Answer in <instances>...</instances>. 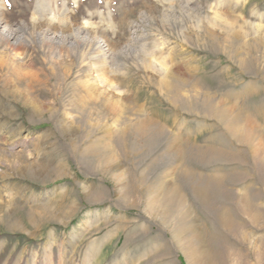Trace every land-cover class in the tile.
<instances>
[{
    "label": "rangeland",
    "instance_id": "obj_1",
    "mask_svg": "<svg viewBox=\"0 0 264 264\" xmlns=\"http://www.w3.org/2000/svg\"><path fill=\"white\" fill-rule=\"evenodd\" d=\"M0 264H264V0H0Z\"/></svg>",
    "mask_w": 264,
    "mask_h": 264
}]
</instances>
